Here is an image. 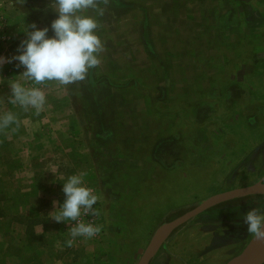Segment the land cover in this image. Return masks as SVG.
<instances>
[{
	"label": "rangeland",
	"instance_id": "rangeland-1",
	"mask_svg": "<svg viewBox=\"0 0 264 264\" xmlns=\"http://www.w3.org/2000/svg\"><path fill=\"white\" fill-rule=\"evenodd\" d=\"M14 1L5 2L10 5L8 10L15 9V13L24 10L23 17L29 19L30 4L16 0L19 4L13 7ZM229 1L151 0L145 4L135 3L140 8L136 7L137 13L120 17V26L112 34L116 43L111 47L118 51L120 58L133 54L139 66L156 67L154 56L146 57L139 43L142 39L139 24L143 8L155 13L150 26L151 36L155 39L154 48L162 55L174 57L163 60L161 68L164 72L161 74L122 75L115 77L114 81L100 77V83L108 81L107 84L113 85L107 87L101 97L97 96L96 91H78L75 98H70V91L65 88L67 86L55 82L40 85L60 118L75 116L78 110L85 112L84 115H92L96 110V101L109 105L117 93L122 96L121 100H139L141 112L150 117L151 125L165 133L166 137L178 131L183 138L195 137L199 133L201 143L207 147L213 146L208 153H196L198 158L193 155L194 151H188L182 163L183 170L175 177L164 176L160 170L150 183L142 177L136 178V175L134 178L131 174L126 177L125 170L115 173L112 177L116 181H123L119 189L128 192L127 195L120 194L124 202L131 201V198H136L137 205L145 201L143 210L134 209L136 214L142 212L139 217L144 220L136 221L137 217L131 219L137 225L120 229L117 239L113 236L112 240L107 237V240L97 241L94 237L88 246H73L72 251L54 253L58 260L56 262H61L68 254L72 264H145L152 234L164 222L179 228L183 225L176 224L179 217L228 191L251 186L264 191V0H231V7ZM20 5L23 8L21 6L20 9ZM224 5L227 9L223 12ZM191 12L196 16L193 17ZM44 13L51 17L49 9ZM106 13L107 17L100 22L110 27L114 21L109 10ZM33 18L40 16L33 13ZM4 27L0 20V36ZM48 28L50 31L51 26ZM210 39H215L214 43H210ZM190 57H193L194 63V59H198L196 64L191 63ZM8 74L0 75V80L4 81L0 83V99L5 102L11 95L7 80L14 78L11 73ZM78 84L76 82L68 87ZM82 99L88 102L84 107L81 105ZM160 99L167 103L158 102ZM50 106L49 110H52ZM13 110L19 114V129L14 133H0V264H23L35 254L30 253L31 247L17 246L19 227L15 224L23 205L16 202V189L10 184L22 174L15 171L12 154L15 148H22L27 142L21 131H26L22 122L30 111L25 113L18 107ZM46 110L41 114L45 115ZM159 116L162 117L161 121L154 123L153 119ZM116 130L122 133L119 127ZM169 158L165 156L166 162H170ZM85 178L93 180L88 172ZM213 182L215 186H211ZM175 187H178V192L173 191ZM43 202L42 198H35L31 205L35 208L46 206ZM179 203H182L181 206ZM174 206L178 207L175 214L170 212ZM236 206L244 208L238 211L243 217L250 209L264 206V194L226 200L212 209L222 211ZM21 215L20 218L25 219V214ZM27 221L29 226L34 224ZM47 223L50 231L60 228L54 220ZM71 226L66 225V229L69 230ZM246 236L247 244L239 252L243 253L255 238L253 235L249 238L248 233ZM29 239L40 246H46L48 242L46 238L38 236ZM35 256L37 263L39 260L50 263L54 257L43 252Z\"/></svg>",
	"mask_w": 264,
	"mask_h": 264
},
{
	"label": "crops",
	"instance_id": "crops-1",
	"mask_svg": "<svg viewBox=\"0 0 264 264\" xmlns=\"http://www.w3.org/2000/svg\"><path fill=\"white\" fill-rule=\"evenodd\" d=\"M6 1L0 0V20L3 27L5 26L3 35L0 36V56L11 58L20 54L17 49L22 41L27 39V34L23 32L24 27L29 31L32 30L30 27L32 24H36L38 29L45 28L51 26V23L58 17L51 7L52 0H17V2L30 4L29 19L23 17L24 10H20L22 5L19 9L21 13L19 11L15 13V9L8 10L10 5H6ZM149 1L151 0H107L106 5L101 4V7L105 8V12L109 10L111 20L114 21L110 27L103 26L100 21L108 14L99 18L101 27L98 30V35L107 43V48L101 54V64L97 69L91 71L85 80L78 82L80 84L65 87L70 91V98H75V94H79L75 92L78 91L81 93L96 91L97 96L101 97L107 91V87L111 88L113 85L107 84L106 79L107 82L100 83L98 81L100 77L114 81L115 77L122 75L151 76L164 72L161 68L163 60H171L174 57L173 55H162L154 48L155 39L152 38L150 32L154 12H149L144 8L143 13L141 12L139 28H142V39L139 40V43L142 45L146 57L154 56L153 59L157 61L156 67L139 66L138 60L133 54L126 58H120L118 51L111 47L116 43L112 34L115 29L119 28L120 19L140 9L135 3L145 4ZM17 2L14 1L13 7L19 4ZM228 4L231 7V0ZM48 9L51 12V17L44 13ZM225 9H227L226 5L223 6V12ZM33 13L40 18H33ZM191 13L193 17L196 16L195 13ZM121 16L122 18H120ZM223 30L226 29L223 28ZM108 34L110 35L108 36ZM53 35L54 33L50 30L48 36L52 37ZM214 40L210 39L209 42L214 43ZM190 59L193 64L198 61V59H194L196 61L194 63L193 57ZM18 63V61H13L3 64L0 66V75L6 76L7 73H11L14 78L21 75L25 69L18 68ZM193 64H191L192 68ZM163 86L165 84L161 87L163 88ZM37 87L42 86L37 85ZM121 99L122 96L115 93L109 105L105 106L102 102L96 101L94 103L96 110L89 116L79 110L76 112L74 106L75 116L69 115L68 118H64V116L60 118L54 110V105L50 106V103L49 106L53 109L49 110L48 107L45 115L36 116L30 111L24 117L25 120L22 123L25 124L26 131L24 132L22 129L21 133L27 142L22 148H15V152L12 154L16 164L15 171H21L22 174L13 182L10 181V184L16 189V202L23 205L21 214H25V219L21 217L23 220H21L20 216L22 215L19 212L17 215L15 224L19 227L16 233L17 246L31 247V254L43 252L54 256V253L57 255L60 251H72L73 246H88L94 239L78 238L69 248L65 246V241L69 239L66 229L68 224L57 223L60 228L56 231H50L48 228L47 221H53L50 216L55 210L53 202H57L56 207H59L63 202L62 183L69 175L79 171L91 173L93 180L89 181L85 178V183L99 197L95 208L99 209L100 215L96 217L95 223L98 221L96 224L102 225V231L96 236V240H107V237L112 240L113 236L117 239L118 231L123 227L137 225L133 224L131 219L135 220L137 217L136 221L144 220L139 217L142 212L139 211L140 213L136 214V211L145 208V201L137 205L136 198H131L129 202L122 200L121 195H127L128 192L125 193L124 190L119 189L123 181H116L112 177L115 173H123L125 170L126 177L128 174H131L132 178L136 175V178L142 177L152 183L155 180L153 179L155 174L160 170L164 176L170 177H175L178 172H182V163L188 151H194L192 154L198 158L196 153L199 151L208 153L213 149V146L207 147L200 142L202 139L199 133L195 137L183 138L178 131L170 133L171 135L166 137L165 133L162 134L160 130L151 125L150 117L148 118L141 112L139 100L125 101ZM82 100L81 105L84 107L88 102ZM158 102L167 103L164 99H160ZM161 118L160 116L155 117L154 123L161 121ZM118 127L122 133L116 130ZM206 139H209L208 135ZM167 155L170 156V162H166L165 156ZM174 157L179 160L176 158L174 160ZM148 159L151 160L152 165ZM211 186H215L214 182ZM175 188L173 191L178 192V187ZM35 198H42L46 206L38 208L32 206L31 203ZM181 204L179 203V206ZM177 208L174 206L170 212L175 214ZM243 209H240V206L224 208L222 211L210 209L211 211L208 210L200 214L179 228L164 222L152 234L149 251L154 246V252L149 264H229L242 254L239 251L247 244V226L243 223V217L238 212ZM27 219L34 224L29 226L28 223L27 225ZM32 236L46 238L48 240L46 246H40L29 239ZM248 236L250 238L252 235L248 233ZM35 254L23 264L73 263L68 254L61 262H56L58 260L54 256L50 263H43L40 260L37 263Z\"/></svg>",
	"mask_w": 264,
	"mask_h": 264
},
{
	"label": "clouds",
	"instance_id": "clouds-1",
	"mask_svg": "<svg viewBox=\"0 0 264 264\" xmlns=\"http://www.w3.org/2000/svg\"><path fill=\"white\" fill-rule=\"evenodd\" d=\"M102 3L106 5L107 0H52L51 7L58 17L51 23L54 35L48 36V27L38 29L32 24L31 31L24 27L27 39L17 49L20 54L11 58L0 56V66L18 61L17 67L25 69L21 75L7 80L11 95L6 102L0 99V133H14L19 129V114L13 109L18 107L39 116L49 107L45 91L37 85L55 82L69 86L85 80L99 67L101 54L107 48L98 35L99 18L105 15ZM86 176V171H79L65 179L62 183L64 201L59 207L54 201L55 210L50 214L51 220L72 225L67 231L69 239L65 241L69 248L78 238L91 240L102 231V225L82 219L89 214L100 215L99 209L94 207L99 197L86 185ZM242 219L247 232L255 240L264 242V206L250 209Z\"/></svg>",
	"mask_w": 264,
	"mask_h": 264
},
{
	"label": "water",
	"instance_id": "water-1",
	"mask_svg": "<svg viewBox=\"0 0 264 264\" xmlns=\"http://www.w3.org/2000/svg\"><path fill=\"white\" fill-rule=\"evenodd\" d=\"M262 191L257 186H251L241 189H235L232 191H228L222 194H219L212 198L211 200L201 204L197 208L189 211L185 215L179 217L176 220V224L182 225L199 216L200 214L214 208L215 206L221 204L223 201L237 198V197H246L262 194ZM154 252V246L150 251H148L145 264H149ZM264 263V242L254 240L246 247L241 255L232 260L229 264H262Z\"/></svg>",
	"mask_w": 264,
	"mask_h": 264
},
{
	"label": "built area",
	"instance_id": "built-area-1",
	"mask_svg": "<svg viewBox=\"0 0 264 264\" xmlns=\"http://www.w3.org/2000/svg\"><path fill=\"white\" fill-rule=\"evenodd\" d=\"M95 207V206H94ZM82 219H84V221L85 220H88L89 222H92V223H95V221L97 220V218L96 217H93L92 215H86V216H83L82 217Z\"/></svg>",
	"mask_w": 264,
	"mask_h": 264
}]
</instances>
